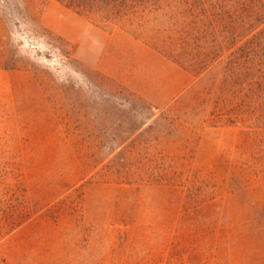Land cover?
<instances>
[{
  "label": "rangeland",
  "instance_id": "1",
  "mask_svg": "<svg viewBox=\"0 0 264 264\" xmlns=\"http://www.w3.org/2000/svg\"><path fill=\"white\" fill-rule=\"evenodd\" d=\"M194 82L120 24L0 0V264H264V107L165 112Z\"/></svg>",
  "mask_w": 264,
  "mask_h": 264
},
{
  "label": "trees",
  "instance_id": "2",
  "mask_svg": "<svg viewBox=\"0 0 264 264\" xmlns=\"http://www.w3.org/2000/svg\"><path fill=\"white\" fill-rule=\"evenodd\" d=\"M54 1L96 26L120 24L191 74L193 87L165 112L216 91L234 94L232 111L264 107V0Z\"/></svg>",
  "mask_w": 264,
  "mask_h": 264
}]
</instances>
